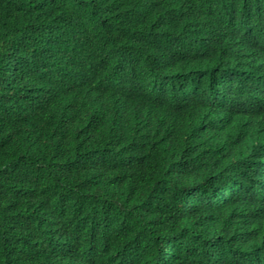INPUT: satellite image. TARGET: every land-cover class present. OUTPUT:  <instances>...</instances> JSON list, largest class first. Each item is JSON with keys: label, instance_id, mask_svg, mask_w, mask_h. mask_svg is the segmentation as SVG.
I'll return each mask as SVG.
<instances>
[{"label": "clouds", "instance_id": "1", "mask_svg": "<svg viewBox=\"0 0 264 264\" xmlns=\"http://www.w3.org/2000/svg\"><path fill=\"white\" fill-rule=\"evenodd\" d=\"M17 1L0 0L1 19ZM96 1L32 0L11 26L5 67L28 100L10 94V82L0 89L3 137L20 131L25 102L35 124L51 117L54 138L41 159L55 165L47 169L104 177L96 192L63 203L85 232L57 228L68 217L49 214L45 225L58 240L31 246L36 258L16 264H137L128 258L134 249L119 245L124 213L149 206L143 191L159 205L175 199L182 214L208 207L181 230L173 206L150 220L171 238L163 253L179 264H264V0H105L95 31L109 26L102 47L115 61L96 60L61 84L56 60L86 36L78 16ZM0 186L16 200L12 182ZM127 201L135 209L123 208Z\"/></svg>", "mask_w": 264, "mask_h": 264}, {"label": "trees", "instance_id": "2", "mask_svg": "<svg viewBox=\"0 0 264 264\" xmlns=\"http://www.w3.org/2000/svg\"><path fill=\"white\" fill-rule=\"evenodd\" d=\"M104 1L98 0L93 4H86L78 16V18L86 21L85 25L88 26H84L86 36L83 39L77 38L74 47L61 53L57 58L61 84L68 80L80 67H89L96 60L115 61L111 55L105 56L102 47L107 44L108 40H111L109 26L102 22L98 31H95L98 27V19L101 18ZM31 4L32 0L12 2L11 18H0V57L3 59V61L0 60L2 61L0 62V89L10 82L13 86L7 88L9 93L17 94L26 101L28 97L25 87L16 82V77L15 80L10 78V72L5 67V58L10 54L11 26L15 24L19 26L18 20L28 13L26 9ZM45 16L50 17L49 13H46ZM20 106L21 108L17 111L23 116L19 120L20 131L14 135L9 134L6 139L0 132V182L5 184L12 182L17 192L16 200L10 201L11 198H4L5 193L3 192H7V189L5 187L1 189L0 186V206H3L6 218L0 215V261L5 254L7 257L6 264H16L19 261L24 263L29 261L31 256L35 259L31 246L41 249L40 246H43L44 241H47L48 245L51 246L58 240V238H53L49 227L45 225L47 223L45 216L49 217V214L55 216L64 214L68 217L67 220L57 218V220L60 219L57 228L78 231L74 225V219L81 220L73 212L70 213V208L65 207L63 203H71L74 199L80 198V194L85 193V191L96 192L102 188V179L104 178L101 174L96 181H92L87 177L84 170L72 169L69 166L56 173L47 169L55 165V161L52 162V159H41L42 155L49 154L48 149L54 138V131L51 130L50 125L51 117L43 120L47 122L46 125L35 124L34 121L38 118L35 116L36 112L35 114L28 113L25 102L20 103ZM32 176L34 178H31ZM139 177L140 175L137 174V178ZM68 184H71L72 187L67 186L65 190L63 186ZM62 188L65 190L64 192H62ZM145 195L147 192L143 191L142 201L148 203V207L143 206L140 211H133L130 213L131 215L124 213L129 223L126 225L128 227L119 246L133 248L134 251L128 258L136 260L137 264H179L180 258L163 253L164 246L168 250L170 249L171 238H168L166 231L161 227L151 230L149 228L150 220L154 219L161 211L173 206V212L176 216L175 228L181 230L190 226V219L193 217L190 215L191 213H197L201 209L208 210V207L196 206L189 214H182L178 210V202H174L175 199L159 205L153 197H146ZM96 198L97 201L107 202L104 196L99 198L97 195ZM122 206L123 208L127 207L130 211L135 209V205L129 201H127V205ZM33 216L38 219L41 218L38 227L32 226L24 229V225L19 226L24 221L25 224H28L29 219ZM9 220L11 221L10 224L8 223ZM86 230L87 227L78 232H85ZM176 239L178 242L179 236ZM56 248L59 251L65 249L61 245H57ZM66 251V254L63 255V261L68 260V248ZM44 263L53 264L46 259ZM58 264H61L60 260ZM89 264L93 263L89 261Z\"/></svg>", "mask_w": 264, "mask_h": 264}, {"label": "bare ground", "instance_id": "3", "mask_svg": "<svg viewBox=\"0 0 264 264\" xmlns=\"http://www.w3.org/2000/svg\"><path fill=\"white\" fill-rule=\"evenodd\" d=\"M43 151V150H42Z\"/></svg>", "mask_w": 264, "mask_h": 264}]
</instances>
